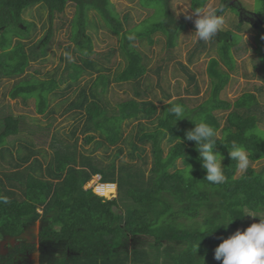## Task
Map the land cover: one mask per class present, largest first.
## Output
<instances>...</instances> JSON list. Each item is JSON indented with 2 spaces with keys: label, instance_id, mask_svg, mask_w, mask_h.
I'll use <instances>...</instances> for the list:
<instances>
[{
  "label": "trees",
  "instance_id": "obj_1",
  "mask_svg": "<svg viewBox=\"0 0 264 264\" xmlns=\"http://www.w3.org/2000/svg\"><path fill=\"white\" fill-rule=\"evenodd\" d=\"M190 1L192 9L202 6L201 0ZM230 1L220 0L218 8H223V12L230 9L242 20L234 28L218 31L211 40L216 55L208 61L209 89L198 104L190 106L187 98H174L162 86V80L149 81L150 71L162 77V65L150 67L149 55L142 49L163 38L169 52L177 46L185 24L173 12L171 0H138L141 7L154 8L153 14L158 17L133 27L130 13L121 15L112 0H0V77H22L13 84L10 96L25 104L33 99L38 113L50 115L56 111L51 107L52 97L74 95L65 100H69L66 110L76 111L83 121L79 129H72V137L80 131L86 144L98 147L122 141L130 146L128 155L132 159L142 157L143 164H151L148 177L143 164L130 160L121 158L118 164L115 160L105 164L83 153L77 138L73 143H67L66 138L52 141L55 152L48 159L47 154L43 155L45 150L36 146L46 142L51 123L46 127L24 124L26 116L1 109L0 194L11 202L0 205V236L17 241L7 252H0L2 264H17L36 252V244L25 238L39 223L40 243L60 248L57 256L41 264H222L214 258V250L243 226L247 215L241 216L240 209L264 213V166L256 169L251 164L264 159V145L258 137L245 135L264 120V109L252 91L234 100L222 97L231 80L230 72L237 67L233 48L241 39L238 31L246 26L257 31V55L264 71V0H258L261 9L257 13L245 9L241 0L229 6ZM38 4L48 10L52 24L69 6L74 9L68 25V50H72L75 59L68 58L63 71L60 66L47 72L32 68V61L48 54L53 37L52 30H48L29 45L39 26L23 14ZM104 28L119 36L120 42L100 52L88 29ZM130 34L135 35L134 41L127 39ZM157 34L160 35L156 37ZM205 48L206 44L199 42L190 60ZM119 55L123 62L113 70ZM180 66L193 85L192 90L187 86L186 91L199 93L195 73L184 63ZM31 69L34 72L28 74ZM85 74L95 76L80 85ZM113 82L120 86L128 83L130 93L112 102L109 93ZM155 87L162 89L160 107L153 94ZM166 102L185 105L191 117L203 118L216 128L222 141L237 140L244 145L249 152V169L238 174L228 147L218 140L214 150L224 156L228 181L212 185L204 180L206 170L198 159L195 142L185 138L195 122L185 117L172 123L173 118L165 113ZM133 121L134 128L124 136L125 126ZM23 130L35 140L23 142L25 152L15 154L8 138ZM165 142L170 143L167 151ZM123 153V148L117 147L115 156ZM190 167L192 177L185 178L182 170ZM97 174L102 183H116V197H105L113 191L103 184L96 187L99 194L93 187H86ZM120 199L127 200L126 212H120ZM229 218L234 220L227 228L221 225L214 229ZM201 226L213 231L201 233ZM136 237H147L152 242L148 246H132L130 240Z\"/></svg>",
  "mask_w": 264,
  "mask_h": 264
},
{
  "label": "rangeland",
  "instance_id": "obj_2",
  "mask_svg": "<svg viewBox=\"0 0 264 264\" xmlns=\"http://www.w3.org/2000/svg\"><path fill=\"white\" fill-rule=\"evenodd\" d=\"M116 6V10L123 15L124 13H130L131 15V22L130 26L133 27L134 25L142 24L144 20L149 18L150 22H153L157 19L158 16L153 14L156 12L154 8H143L137 2L138 0H112ZM220 0H209L208 6L209 7H219ZM237 0H231L229 2V6L234 4ZM245 9L250 12L257 13L261 9V3L258 0H241ZM171 6L173 12L178 16L179 20L185 24V28L180 31L177 46L168 51L166 48V38L159 43H153L147 45L146 48H143V51L149 55V66L150 67H157L158 65H162L160 77L156 72L150 71L148 72L147 76H149V81L156 83L159 80H162V86L165 89L170 90L173 93L174 98L182 97L187 98V103L191 105L198 104L203 97L207 95V91L209 89V76L207 74V66L208 61L211 57L216 55V51L214 50L215 47H212V41L204 42L206 44V48L199 54L196 53L195 56L190 60L189 56L191 52L194 51V48L199 42L194 41L192 37H190L194 31V20L195 16H192V19H188V15L192 14L193 9L191 8V1L190 0H171ZM73 7L69 6L66 12L61 15L57 16L54 19L53 24L49 19L48 10L38 4L29 9H27L23 16L25 19L29 21H36L37 31L33 34V39L29 42V45L33 42H37L38 39L42 38L46 35L48 30H52L53 37L50 41L48 47V54L44 57L38 58L31 62L32 68L41 69L44 72L52 71L60 66V71H63L65 66L68 64V58L72 61L75 59V55L72 53V50H68V46L71 44L70 38V31L68 29V25L70 20L73 17ZM93 14V13H92ZM225 24L224 29L227 28H234L237 22H241V17L236 15L230 9L225 10L222 13ZM93 16V15H92ZM264 26V24H263ZM138 26V28H141ZM245 30L238 31L241 35V39H239V43L237 46L233 48L234 56L236 58V69L235 71H231V80L222 94V97L234 100L239 95L243 94L246 91L255 92L258 95V99L260 100L261 106L264 109V71L261 70V63L258 59V39H256L257 31L252 26H246ZM94 34L95 39V49L103 52L110 45L118 46L120 42L119 36L113 33H109L106 28L94 30L88 29V31ZM238 30V28H237ZM160 34H157L158 37ZM162 35V34H161ZM210 47H212L210 49ZM141 48V47H140ZM209 51V52H207ZM167 54V57H166ZM166 57V59L164 58ZM163 58L157 64V61ZM122 57L119 55L117 57V64L113 66V70H116V67L123 62ZM180 63H184L189 67V70L195 73L196 79L199 82V86L201 88L199 93L196 92H189L186 91V87L189 86L190 90L193 89V85L189 84L186 72L180 66ZM123 66V65H122ZM34 72V69L28 70V74ZM38 75V74H37ZM40 76V75H39ZM95 75H88L85 74L82 79L80 80V85H83L88 82L91 77ZM43 77V76H42ZM22 77L17 78H2L0 77V110L5 108V110L12 111L16 114H20L26 116V122L24 124H40L43 127H46L51 123L49 134L46 136V142L40 143L36 146L37 149H44V154H47V158L50 159L53 153L55 152V146L52 141L66 138L67 143H73L77 138V143L79 149L88 156H93L99 160H101L105 164L111 163L113 160L116 161L118 164L122 158V160H130L134 163H139L142 166L143 158H131L128 155L130 150V146L127 143L119 141L116 145L112 146H96V144H86L84 142V134L80 131L77 132L75 137L71 136V131L75 126H78L79 129L83 118L80 114H76V111L70 110L67 111L66 107L68 101L67 99H72L75 97L74 95H66L65 97L61 96H54L52 97L51 107L55 108L54 114H40L35 109L34 100H28V103L25 104L22 99L17 98L14 99L10 96L9 92L13 86V84L21 79ZM123 86L118 85L117 82H113L111 85L109 98L112 102L119 98L126 97L130 91L128 90L129 84L124 83ZM262 87V89H258ZM153 94L158 101L159 107L162 106L163 102H160L158 98H162V89L160 87L154 88ZM179 92V95L177 94ZM1 112V111H0ZM222 113V112H221ZM136 121L130 123V125L125 126L124 136H127L132 129L134 128ZM260 126L264 127V120L260 122ZM259 142L264 145V138L258 137ZM34 136L30 134L29 131L23 130L17 135H11L8 138L9 146L13 147L15 154L24 153L25 148L22 146L23 142L26 141H34ZM170 143L165 142L164 147L166 151L168 150ZM117 147L123 148L124 153L122 156L116 157ZM149 149V148H148ZM149 152V151H148ZM50 155V157H49ZM9 155L7 154V159ZM145 154H143V157ZM149 155V161H150ZM6 163V162H5ZM252 166L256 169H261L264 166V159L252 162ZM8 165V164H6ZM180 167H182V163H179ZM145 174L149 176V168L151 166L150 162L145 165ZM8 167V166H7ZM242 173L238 171V174ZM101 183L98 180V174L94 175L92 180H90L86 187H93V190L96 191V185ZM115 184V185H114ZM104 183V187L107 190L113 191L112 193L105 196L107 198H113L117 196V185L116 183ZM120 212L127 209L126 199H120ZM260 217H251L249 215L246 216V220L243 223V226L240 229H246L254 222H259ZM41 224H37L33 227V229L28 233L26 236V241L34 242L36 244V252L24 257L21 259L18 264H41L49 260L50 257H55L58 255L60 248L57 246H53L50 244L40 243L38 237V231L40 229ZM17 241L10 238H5L0 236V252L5 253L8 249L15 244ZM130 242L132 246L135 244L142 245L146 244L147 246L152 242L150 238L147 237H136L131 239ZM174 246L180 247L178 244H173ZM170 247V246H169Z\"/></svg>",
  "mask_w": 264,
  "mask_h": 264
},
{
  "label": "clouds",
  "instance_id": "obj_3",
  "mask_svg": "<svg viewBox=\"0 0 264 264\" xmlns=\"http://www.w3.org/2000/svg\"><path fill=\"white\" fill-rule=\"evenodd\" d=\"M200 4L202 6L195 7L192 14L187 17L188 19H192L193 15L196 17L194 20L195 31L190 37L196 42H209L214 40L218 31L224 30L223 8L209 7L208 0H201ZM127 39L134 41L136 37L130 34ZM166 103L168 107L165 113L173 118L172 123L185 117L195 122V127L185 133V138L195 142V147L199 153L198 159L201 160L202 167L206 170L204 180L209 184L222 185L228 181L222 163L224 156L214 150L218 140L228 147V155L236 162L237 171L246 172L249 169V152L244 145L237 140H232L230 143L222 141L216 128L203 118L197 120L191 117L185 105L176 102ZM245 135L264 138V127L255 125L248 129ZM182 172L185 178L192 177L191 167L183 169ZM10 202L8 196L0 194V205H7ZM240 211L243 213L241 216L260 217L259 222H254L243 230L237 229L231 236L223 239L214 250V258L217 261H222V264H264V213H257L248 208H241ZM233 220L234 218L226 219L214 229L221 225L227 228ZM199 230L201 233L213 231H209L204 226H201ZM2 261L0 259V264Z\"/></svg>",
  "mask_w": 264,
  "mask_h": 264
},
{
  "label": "built area",
  "instance_id": "obj_4",
  "mask_svg": "<svg viewBox=\"0 0 264 264\" xmlns=\"http://www.w3.org/2000/svg\"><path fill=\"white\" fill-rule=\"evenodd\" d=\"M98 180L100 181V175H98ZM99 184H104V183H99ZM99 184H98V185H99ZM98 185H97V186H98ZM97 186H96V187H97ZM98 187H99V186H98Z\"/></svg>",
  "mask_w": 264,
  "mask_h": 264
},
{
  "label": "flooded vegetation",
  "instance_id": "obj_5",
  "mask_svg": "<svg viewBox=\"0 0 264 264\" xmlns=\"http://www.w3.org/2000/svg\"><path fill=\"white\" fill-rule=\"evenodd\" d=\"M231 2V1H230ZM18 264V263H17Z\"/></svg>",
  "mask_w": 264,
  "mask_h": 264
},
{
  "label": "bare ground",
  "instance_id": "obj_6",
  "mask_svg": "<svg viewBox=\"0 0 264 264\" xmlns=\"http://www.w3.org/2000/svg\"><path fill=\"white\" fill-rule=\"evenodd\" d=\"M115 185V184H114Z\"/></svg>",
  "mask_w": 264,
  "mask_h": 264
}]
</instances>
